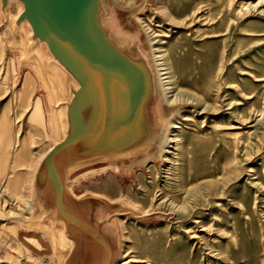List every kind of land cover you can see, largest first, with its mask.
<instances>
[{
    "label": "rangeland",
    "instance_id": "obj_1",
    "mask_svg": "<svg viewBox=\"0 0 264 264\" xmlns=\"http://www.w3.org/2000/svg\"><path fill=\"white\" fill-rule=\"evenodd\" d=\"M21 1L0 0V264H264V0ZM115 50L145 64L139 119L118 98L81 128L100 99L75 89L115 82Z\"/></svg>",
    "mask_w": 264,
    "mask_h": 264
},
{
    "label": "bare ground",
    "instance_id": "obj_2",
    "mask_svg": "<svg viewBox=\"0 0 264 264\" xmlns=\"http://www.w3.org/2000/svg\"><path fill=\"white\" fill-rule=\"evenodd\" d=\"M11 2H13V1H15L16 3H19L20 5H21V8H22V11H24V5H23V3H22V1L21 0H10ZM85 2H83V10H86V8L87 7H89V4L91 3V1L92 0H84ZM12 4V3H11ZM50 8L51 7H49V6H47L46 7V11H50ZM1 13H3V12H1ZM9 13V12H8ZM3 14H5V13H3ZM9 15V14H8ZM7 16V15H6ZM9 17V16H8ZM4 18V17H3ZM7 18V17H6ZM12 19V18H11ZM12 21V20H11ZM11 21H10V23H11ZM55 21V20H54ZM26 22V21H25ZM5 23V22H4ZM27 24H28V22H27ZM55 25H51V30H52V32H54V35H56V37H57V39H58V41H59V44H60V46H63V47H66V48H68V46H72V42H74V44H80V40L77 38V37H75L74 39H73V37H71V36H69V37H65V35L63 36V28L62 27H60V26H56V24L57 23H54ZM59 24L62 26L63 25V23H60V21H59ZM90 24V23H89ZM91 26H92V23L90 24ZM28 26V25H27ZM29 28V27H28ZM28 30H30V28L28 29ZM65 34V33H64ZM94 34L97 36V41L100 43V44H102V45H104V40H103V38L98 34V32H96V31H94ZM32 35V34H31ZM71 39H72V41H71ZM40 41V40H39ZM38 41V42H39ZM85 41V38L83 39V42ZM129 41V40H128ZM86 42H88V41H86ZM99 43H97V44H99ZM137 43V42H136ZM39 44V43H38ZM37 44V45H38ZM100 44H99V48H100ZM41 45V44H40ZM130 45V44H129ZM44 46V45H43ZM142 46V45H141ZM35 47V46H34ZM102 48H104L103 46H102ZM109 49V48H108ZM143 49V48H142ZM142 49H141V52H142ZM102 50L103 49H98L97 48V50L95 51V53H96V55L98 56V58H103V52H102ZM107 50V49H106ZM48 51V50H47ZM114 51V50H113ZM134 52V51H133ZM45 53H46V51H45ZM116 53H118V52H116V50H115V52H114V54H116ZM119 54V53H118ZM117 54V55H118ZM120 55V54H119ZM96 56V57H97ZM120 57H122V66L120 67V68H117V69H115L114 70V74H113V80L115 81V82H112V80H111V78H110V73H108L106 70H104V69H101V71L99 70V72L100 73H102L103 74V76L101 77L100 76V73L97 75L98 76V78H97V81H95L93 84H90L89 86H88V78L86 79V81L85 82H83L80 86L78 85L77 87H76V91H77V103L79 104H81L82 105V103H88V102H90L91 100H94V98H96V97H98L100 100H99V104H103L104 102H105V100L107 99V95L105 94V90H104V88H107V90L110 88V84H112L111 86H112V89H114L113 90V96H114V99L112 100V102H113V105L110 107V109L109 108H105L104 110L101 108V106H97V105H99V104H95V106L94 107H92L91 108V113L89 114L90 115V117H88L87 119H86V117H85V114L83 113V110H84V107H80V108H78V111L80 112V122H81V128H84L85 127V124H86V129H89L90 127H93V126H95L97 123H101V122H103V120H104V118L105 117H108L110 120H113V122L116 120V117L114 116V112H117L118 111V109H120V108H122V107H124L123 109H131L132 111H134L135 113H136V115L138 116V119H139V116H140V112H141V107H142V104H143V101L145 100V94H147L148 93V91H146L145 93H144V90L143 91H140V93H139V98H138V100L136 99V101H135V103H133L130 99H131V96L130 95H132L131 94V92H130V90H131V88H132V86H131V83H133V81H135V80H137V79H143L144 77V74L146 73V71H145V64L143 63V62H140V63H137V62H134V61H132L130 58H127V57H123L122 55H120ZM154 57V56H153ZM144 58V57H143ZM54 61V60H53ZM56 61V60H55ZM40 62V61H39ZM156 63V62H155ZM56 64V63H55ZM163 66L164 67H167V63L165 62V63H163ZM60 67H62V65H60ZM52 68V67H51ZM157 68H158V66H157ZM156 68V69H157ZM62 69L65 71V68H63L62 67ZM52 70V69H51ZM62 70V71H63ZM158 71L157 72H160L159 71V68L157 69ZM60 71V70H59ZM164 71H168V68H166ZM156 72V73H157ZM51 74V73H50ZM147 74V73H146ZM157 75V74H156ZM163 75H168L167 73H165V74H163ZM46 76V75H45ZM44 76V77H45ZM49 76V75H48ZM160 78H161V74H160V76H159ZM48 79V78H47ZM72 79V78H71ZM158 80H159V78H157ZM166 79H168V78H166ZM54 82H56V81H54ZM71 83V82H70ZM153 83H154V81H153ZM158 83H159V81H158ZM72 84H73V82H72ZM156 85V84H155ZM161 85V84H160ZM51 86V85H50ZM152 86V85H151ZM161 86H163V82H162V85ZM57 87V86H56ZM71 88V87H70ZM143 88H144V86H143ZM164 88V87H163ZM147 90H149V87H147L146 88ZM55 90V89H54ZM159 91H161V90H159ZM164 91V90H163ZM74 93V92H73ZM161 94V93H160ZM69 95V94H68ZM74 95V94H73ZM83 95V97H81ZM118 96V97H117ZM109 97V96H108ZM69 98V97H68ZM121 100V107L119 108V107H117L118 105H117V101L119 100V99ZM158 98V97H157ZM161 98V97H160ZM118 99V100H117ZM60 101V100H59ZM165 101H167V97H166V99H165ZM65 102V101H64ZM92 102V101H91ZM68 103V102H67ZM51 104H53V100H52V103ZM83 104V105H84ZM90 104V103H89ZM51 106V108H53L52 107V105H50ZM113 106H114V108H113ZM63 108V107H62ZM54 111V110H53ZM104 111V112H103ZM113 113V114H112ZM66 117V116H65ZM63 118V117H62ZM61 120V119H60ZM58 122H60V121H58ZM64 124V123H63ZM75 126H76V124H75ZM66 128H64V130H65ZM170 129V128H169ZM175 129V128H174ZM68 131V130H67ZM64 133V132H63ZM168 134V133H167ZM65 135V134H64ZM61 136H62V133H61ZM65 136L64 137H62V138H60L59 139V141H58V143H56L44 156H43V158L41 159V161L39 162V164H38V166H37V170L39 169V166H40V164H41V166H40V168H42V167H45L46 166V164H47V161H49L50 162V164H52L51 163V161L53 160V157H54V153L56 152V151H58L65 143H67V140H66V142H64V144H63V141L65 140ZM158 140V139H157ZM169 140V139H168ZM68 141H69V139H68ZM165 141V140H164ZM162 142H163V140H162ZM166 142V141H165ZM165 142H163V143H165ZM168 142V141H167ZM161 145V144H160ZM158 146V145H157ZM161 151V150H160ZM120 157V156H119ZM146 160V159H145ZM149 160H151V158L149 159ZM146 162H148V161H146ZM137 165V164H136ZM139 166V165H138ZM113 167V166H112ZM107 168V167H106ZM115 168V167H114ZM53 169L55 170V168H54V166H53ZM40 170V169H39ZM90 171V170H89ZM55 172V171H54ZM53 172V173H54ZM95 173V172H94ZM37 174V173H36ZM89 174V173H88ZM34 175H35V173H34ZM86 175V174H85ZM84 176V175H83ZM79 178V177H78ZM34 179V178H33ZM40 180L39 179H37L36 181L34 180V186L35 187H37L38 188V183H40L39 182ZM78 181V180H77ZM74 182V181H73ZM53 183L55 184V187H56V189H58L59 190V192L58 193H60V191L63 189V187H64V184H63V182H61V181H58V180H56V179H53ZM73 184V183H72ZM49 185V184H48ZM47 187H49V186H47ZM34 188V187H33ZM35 189V188H34ZM51 189V188H50ZM70 189V188H69ZM38 190V189H37ZM45 190V189H44ZM46 191V190H45ZM71 191V190H70ZM51 193V192H50ZM34 194V193H33ZM74 194V193H73ZM51 196V195H50ZM53 196V195H52ZM2 197V196H1ZM54 197V196H53ZM53 197H51V198H53ZM34 199V198H33ZM36 200V199H35ZM37 202V201H36ZM36 204H38V202L36 203ZM39 206H41V205H39ZM30 207L31 208H35V207H33V204L31 203V205H30ZM38 207V206H37ZM38 210V209H37ZM38 213V212H37ZM43 213H45V212H43ZM41 216V215H40ZM31 219V218H30ZM33 219V218H32ZM46 219V218H45ZM55 225V224H54ZM111 227V226H110ZM51 228V227H50ZM112 228V227H111ZM113 228H114V226H113ZM112 228V229H113ZM111 229V230H112ZM116 229V228H115ZM104 231V230H103ZM63 232V231H62ZM105 232V231H104ZM112 232H114V231H112ZM113 234H115V233H113ZM107 236V235H106ZM114 236H117V234L116 235H114ZM109 237V236H108ZM109 239V238H108ZM112 243V242H111ZM72 244V243H71ZM92 247H93V245H92ZM112 247V246H111ZM80 248V247H79ZM117 248H118V245H117ZM76 249V248H75ZM74 249V250H75ZM112 249H113V247H112ZM72 250V249H71ZM113 251H114V249H113ZM80 252V251H79ZM118 252H116V254H117ZM114 255H115V253H114ZM74 257H75V254H74ZM77 257V256H76ZM75 257V258H76ZM99 260V259H98ZM116 261V260H115ZM99 263V262H98ZM71 264V263H70Z\"/></svg>",
    "mask_w": 264,
    "mask_h": 264
},
{
    "label": "crops",
    "instance_id": "obj_3",
    "mask_svg": "<svg viewBox=\"0 0 264 264\" xmlns=\"http://www.w3.org/2000/svg\"><path fill=\"white\" fill-rule=\"evenodd\" d=\"M27 83H29V84H30V87H31V78H30V76H28V77L25 79L23 85L25 86ZM23 90H24V88H23ZM68 142H69V141H68ZM68 142H67V143H68ZM67 143H66V144H67ZM67 145H69V143H68ZM67 145H63L58 151H56V152L54 153V157H53V166L56 168V171H58V172H60L59 164H61V162H63V160H64L63 157L66 155L64 150H65V148H66ZM56 157L58 158V159H57V162H56V160H55Z\"/></svg>",
    "mask_w": 264,
    "mask_h": 264
}]
</instances>
